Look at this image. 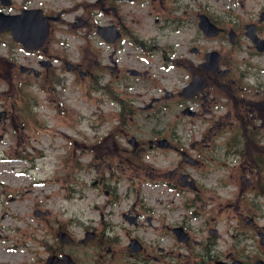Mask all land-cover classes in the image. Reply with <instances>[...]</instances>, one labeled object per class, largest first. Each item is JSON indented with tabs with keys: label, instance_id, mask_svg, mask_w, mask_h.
Returning a JSON list of instances; mask_svg holds the SVG:
<instances>
[{
	"label": "flooded vegetation",
	"instance_id": "flooded-vegetation-1",
	"mask_svg": "<svg viewBox=\"0 0 264 264\" xmlns=\"http://www.w3.org/2000/svg\"><path fill=\"white\" fill-rule=\"evenodd\" d=\"M53 1L58 8L60 2ZM132 1L79 0L70 9L55 10V7L48 6V0H9L8 4L0 0V12L16 16L24 10H39L48 24L44 42L33 48L24 47L10 31L0 32L9 35L14 46L9 58L0 57V75L8 77L11 84L10 112L2 108L0 121L5 122L10 118L14 131L18 128L23 132L27 128L35 130L42 127L36 112L43 105L32 93L35 78L42 80L37 83V89L46 94V100L53 104L52 109L56 114H65L63 94L67 91L68 77L72 78V82L77 77L90 80L91 91H102L109 105L118 108L116 114L110 113L109 117H96L90 121L93 132L90 139L82 135L89 143L84 141L81 148L90 154L89 161L82 165V169L87 170V164H91L94 201L101 194L99 190L106 197L101 209L96 203L92 204L98 210V218H90L91 224L89 221L80 222L78 227H82V235L79 237L63 224L56 227L49 224L45 230L51 238L41 241L44 254L38 256L33 264H71L69 260L75 264H119L121 258V264H150L149 259L154 261L153 264L264 262V226L257 224L254 211L249 215V209L247 214L242 211V205L250 206L252 210V206L264 204V4L252 9L251 15L249 10L245 11V14H249L246 17L224 11L212 14L200 9L194 13L185 7L184 16L179 18L172 15L178 8L175 5L167 6L170 1H175L155 0L163 4L160 6L163 12L172 15V28L193 25L196 17L200 33L198 38L200 41H213L215 46L203 49V44L201 47L191 45L189 54H186L171 45L169 57L164 56L163 59L166 61L165 67L168 64L181 67L185 70L183 77L188 80L179 89L172 91L163 88L162 94L153 95L149 101L143 102L141 93L131 92L137 89L138 80L146 75L147 70L123 68L122 57H119L128 43L143 49L145 54L150 53L145 41L129 28L122 10L125 4ZM79 9L81 11L75 17L67 18L66 13L71 14ZM102 14L107 15L104 22L100 20ZM202 16L212 24L213 34H206L201 28ZM31 22L34 23L32 19ZM101 27L108 28L104 32L107 38L101 36ZM29 35L30 38L34 36ZM28 40L30 43L34 41L33 38ZM98 43L105 46L106 64L101 63L99 52L102 49L99 51L95 48ZM126 54L133 56L130 50ZM98 67L107 68L110 73L105 83L100 80ZM194 84H200L202 88ZM173 107L176 113L170 116ZM140 112H146L144 117L140 116ZM78 120L79 117L71 119L74 124ZM195 120H199L203 126L197 137L192 128ZM146 121H151L155 126L150 133H145ZM103 125L107 127L101 132ZM161 125L165 126L159 128ZM182 125L188 126L186 133L182 132ZM17 138L18 148L28 147V140ZM78 145L81 146V143ZM85 151L79 150L80 155ZM163 151L174 153L177 157L169 160V163H173L171 168L160 171L149 165L146 157ZM200 165L205 167L198 172ZM210 174H217L211 179L219 187L230 186L240 179L242 184L236 186L239 187L236 197H231L227 202L222 198L219 210L234 211L251 227L250 230L258 236L260 253L259 249L251 253L244 248L237 252L229 248L221 249L216 241L221 232L216 225L207 223L203 226L205 229L194 227L193 218L201 216L206 206L207 201L203 199L205 193L214 188L203 181ZM121 179L127 182L124 193L119 190ZM147 180L155 182L157 186L164 184L170 192L185 190L188 194L185 207L190 214L183 220L173 218L176 210L171 197L161 201L163 208L148 209L142 195V185ZM244 190L249 197L244 195ZM131 194L134 199L118 214L120 223L125 222L136 229H145V226L157 223L155 228L161 244L156 245L154 250H148L137 235L116 227L107 217L113 214L111 206L120 207L122 202L129 201ZM162 209L166 211L156 213L162 212ZM34 214L42 216L47 223L52 216L49 211L36 210ZM117 229L126 234V244H121ZM244 235L245 239L250 237L247 233ZM166 237L172 238L171 246L163 240ZM233 244L238 242L235 240ZM138 247L139 250H136ZM153 251L156 254H151Z\"/></svg>",
	"mask_w": 264,
	"mask_h": 264
},
{
	"label": "rangeland",
	"instance_id": "rangeland-1",
	"mask_svg": "<svg viewBox=\"0 0 264 264\" xmlns=\"http://www.w3.org/2000/svg\"><path fill=\"white\" fill-rule=\"evenodd\" d=\"M19 1L17 0V2ZM48 1V6L55 7V10L61 8L70 9L74 4L79 2V0H56L60 2V6L57 8L53 0ZM173 1H175L173 2L174 4L170 1V3H167V6L173 7L175 5L178 9L172 15H176L179 18L184 16L183 11L185 7H188L194 13L200 9L207 10V12L212 14L224 11L226 14L233 12L239 15L244 14L246 17L249 14H245V11L249 10L251 15L252 9L264 4V0ZM162 5L159 1L155 0H134L122 7L129 28L145 41V47L150 52L149 55L145 54L143 49L128 43L124 45L125 52L119 55L120 58L122 57L121 64L123 68L147 70L146 75L138 80L136 84L137 89L131 92L132 94L141 93L143 95L141 97L143 102L149 101L153 95L162 94L163 88L172 91L179 89L188 80L187 77H183L185 70L181 67L171 64L165 67L166 61L163 59L164 56L169 57L171 45L177 51H185L186 54L191 45L201 47L203 44V49L215 46L213 41L205 42L200 41L198 38L200 33L197 29L196 17L194 18L193 25L172 28L170 25V17L172 15L163 12L164 9H160ZM80 11L81 9L71 12V14L70 12L66 13L67 18L72 19ZM132 19H134V23ZM100 20L106 21L107 15L102 14ZM56 36L59 35L56 33ZM13 48L14 46L10 42L9 35L6 33L0 34V57L9 58L10 53L14 51ZM95 48L99 51L102 49L99 52L102 56L101 63L106 64L105 46L98 43V46H95ZM129 50L133 56L126 54V51ZM18 52L21 51L19 50ZM74 53H77L76 50ZM97 73L102 83H105L110 75L107 68L102 69L98 67ZM27 78L34 77L27 76ZM75 80V82H72V78L68 77L69 85L67 84V91L63 94L66 101L64 115L56 114L53 111V104L47 102L46 94L37 89V83L42 80L35 78L34 81L36 83L33 86L32 93L40 99L41 105H43L40 111L36 112L42 127L35 130L27 128L23 132L18 128L17 131H14L9 121L10 118L5 122L3 120L0 121V264H33L38 256L44 254L41 241L51 238L45 230L49 224L52 227L63 224L70 229L72 234L79 237L82 235V227H78V224L80 222L86 223L90 218H98V210L94 209L92 204L96 203L99 209H101L102 202L106 200L105 195L99 190L101 194L94 201L95 189L90 181L93 173L91 164H87V170L82 169V165L89 161L90 154L85 151V148L81 147H83L82 143H89V141L84 140V137L90 139L93 133L90 130V121H93L96 117H109L108 114L110 113L116 114L118 108L117 106L109 105L106 95L102 91L92 92L90 80L79 79V77ZM10 88V79L0 75V110L3 108L10 112ZM145 113L140 112V116L144 117L143 114ZM175 113L176 109L173 107V111L172 109L170 111V116ZM74 117L80 118L76 124L71 121ZM151 123V121H146L144 126L145 133L152 132V129L155 127ZM194 123L195 125L192 126L193 133L197 137L198 133L202 132L203 126L199 120H195ZM164 126L158 127L162 128ZM106 127L107 125H103L100 131L104 132ZM182 127V132L186 133L185 129L188 126L182 125ZM178 131L180 132V127ZM17 137L26 139L25 141L28 140V147L25 146L24 149L18 148L16 146ZM78 143H81V146ZM16 150L18 154H16ZM79 150L85 151V153L80 155ZM152 155L146 157V160L148 159L147 163L160 169V171L171 168L173 163H169V160H175V157H177L174 153H167L166 151H163L161 154L152 153ZM22 156H27V158H23ZM15 157L23 159L16 160L14 159ZM201 165L198 167V169L200 168L198 172L202 171L205 167ZM212 177H217V174H210L209 178L203 179L204 182L210 183L214 188L205 193L203 199L207 201L206 206L201 216H198L196 219L193 218L194 227L205 229L203 226L207 223L211 226L216 225L221 232L220 236L216 239L219 245H221V249L229 248L237 252L244 248L247 253H251L252 250L258 251L259 249L260 253L261 245L258 236L250 230L251 227L239 216H236L234 211L225 209L223 212H220L219 210V203L223 202L222 198L227 202L231 197H236L239 191V187L236 186L242 184L240 179H236V182L232 183L234 185L219 187L217 184H214V180L211 179ZM154 183L147 180L142 185V195L145 197L144 205L148 209H161L163 208V206L161 207V201H166V199H170L171 197L174 199L176 210L175 216L172 217H177L179 220L185 219L190 214L185 207V199L188 196L187 192L180 189L177 192H170L164 184L157 186ZM126 189L127 182L121 179L119 190L121 193H124ZM246 192L244 190V195L249 197V195H246ZM133 199L134 195L131 194L129 195V201L122 202L120 207L111 206L113 214L107 215V217L110 218V222L117 225L116 227H120L124 231L127 230L132 235H137L148 250H154L156 245L161 244V238L157 237L155 228L157 223L153 222V226H145V229L143 227L133 228L125 222L120 223L119 212L124 210V207H127ZM249 207L242 205V211L247 214V210L249 209L250 213L248 215L254 211L257 216V224L264 226V204H258L257 207L252 206V210ZM36 210L49 211L52 214L49 218V223L42 216L35 215L34 212ZM165 211L162 209V212L156 211V213H164ZM89 224H91L90 221ZM116 231L121 236V244H126V234L118 229ZM245 233L250 235V237L245 239ZM232 234H235V236H232ZM163 240H166L170 246L173 244L171 237H166ZM235 240L238 244H233ZM116 248L119 250L117 246ZM151 254H156V251H153ZM149 261L150 264L154 263L150 259ZM118 263H122V258Z\"/></svg>",
	"mask_w": 264,
	"mask_h": 264
},
{
	"label": "water",
	"instance_id": "water-1",
	"mask_svg": "<svg viewBox=\"0 0 264 264\" xmlns=\"http://www.w3.org/2000/svg\"><path fill=\"white\" fill-rule=\"evenodd\" d=\"M2 3L8 4L9 0H1ZM39 10H24L22 14L20 15H9L0 12V32L1 31H10L14 35V37L23 43L24 47L26 48H33L36 46H39L44 42V39L47 37L48 34V24L45 22V18L41 17ZM30 19L34 21L30 23ZM201 28L204 30L206 34H213V26L211 23L208 22L207 18L205 16H202ZM41 28V29H40ZM107 27H101L100 31L101 36L103 38H107L104 34L105 30H107ZM29 34H33L34 36L31 37L34 39L32 43L29 42L28 39L30 38ZM212 56V52L210 53ZM197 88H202V85L200 84H194ZM191 86L188 88L190 89ZM197 90V89H196ZM2 113V112H0ZM180 231V230H179ZM140 247L136 248V250H139ZM71 264L73 263L71 260H69ZM236 264H242L240 262ZM254 264H264L263 261H258Z\"/></svg>",
	"mask_w": 264,
	"mask_h": 264
}]
</instances>
